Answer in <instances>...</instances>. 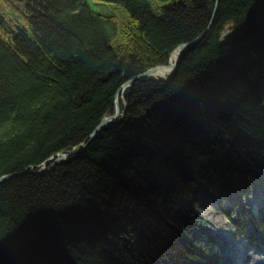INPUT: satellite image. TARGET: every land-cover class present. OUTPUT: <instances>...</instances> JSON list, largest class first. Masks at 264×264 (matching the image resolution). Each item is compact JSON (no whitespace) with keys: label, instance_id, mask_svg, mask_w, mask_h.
Masks as SVG:
<instances>
[{"label":"trees","instance_id":"trees-1","mask_svg":"<svg viewBox=\"0 0 264 264\" xmlns=\"http://www.w3.org/2000/svg\"><path fill=\"white\" fill-rule=\"evenodd\" d=\"M92 1L110 8L0 0V175L83 143L118 86L196 38L215 2ZM180 60L126 86L122 116L80 153L2 181L0 264H222L193 204L201 183L264 245V0H219Z\"/></svg>","mask_w":264,"mask_h":264},{"label":"rangeland","instance_id":"rangeland-1","mask_svg":"<svg viewBox=\"0 0 264 264\" xmlns=\"http://www.w3.org/2000/svg\"><path fill=\"white\" fill-rule=\"evenodd\" d=\"M90 4H92L94 9L101 12L109 10L110 8L108 7L109 5L103 3L96 4L92 0H90ZM116 13L119 15V19H121L120 9L116 8ZM216 155L218 163L222 165L224 163L223 155ZM199 187L195 191L194 201L198 199L197 190ZM202 195L205 205L202 206V211L196 207L195 209L205 220L203 230L205 231V235L207 233L211 235L212 242L209 247L214 251L218 262L222 264H251L249 260L252 258L260 264H264L263 243L260 240L252 241L245 234L236 233V226H234L233 220H238L248 229H252L251 225H249L248 221L240 213L239 204L219 201L215 196L210 195L208 191L203 192ZM241 201L248 204L251 213L259 214L260 201L256 196L250 194L243 197Z\"/></svg>","mask_w":264,"mask_h":264},{"label":"water","instance_id":"water-1","mask_svg":"<svg viewBox=\"0 0 264 264\" xmlns=\"http://www.w3.org/2000/svg\"><path fill=\"white\" fill-rule=\"evenodd\" d=\"M218 4H219V0H215L214 6L212 9V14L210 17V21L208 22L209 23L208 26L201 33H199V35L196 38H194L192 40H188L187 42L178 43L175 46V48H173V51L171 52L167 62L153 65L152 67L141 71V73H138L137 75L130 77L129 79L125 80L123 83H121L118 86V89H117V91L114 95V98H113L114 99L113 111L107 112L106 114H104L99 119V121L96 123L94 129L87 135L88 137L84 140L83 143H81L78 146L72 147L69 151L60 150L58 152H55L51 156H49L51 158V163L49 164V167H47L46 169H44L46 162H43L41 167H39L37 169L30 168V169H25V170H21V171H13L10 173H3L0 175V184L2 183V181L13 177V175L23 173L25 171H29V172L36 173V174L47 172L50 169H52L56 164H58L61 159H64L66 157L80 153L84 149V147L95 137L96 132L99 131L101 128H103L107 124V122L122 116L124 111H123V109L120 108V99H118V97H119V95L122 94V92L126 88V86H128L131 82L140 78L141 76H150V75L158 76L157 73H159V71H162L164 73L161 76H159L161 79L171 77L174 74L173 72L175 71L176 67L179 65V62L181 61L180 59H181L183 53L185 51H187V49H189L190 47L197 44L199 42V40L203 37L204 33L209 29V27L211 25V21L213 20V18L215 16ZM171 56L173 58L172 60H171ZM124 105H125V100H124ZM201 185L204 186L203 183H201Z\"/></svg>","mask_w":264,"mask_h":264},{"label":"bare ground","instance_id":"bare-ground-1","mask_svg":"<svg viewBox=\"0 0 264 264\" xmlns=\"http://www.w3.org/2000/svg\"><path fill=\"white\" fill-rule=\"evenodd\" d=\"M173 58H172V56H171V60H172ZM162 74H164L162 71H159V73H157V75L158 76H161ZM200 187H199V189L197 190L198 191V193H197V196H198V199L196 200V201H194L193 203L195 204V207L198 209V210H200V211H202V206H204L205 205V203H203V195H202V193L203 192H206L205 191V188H204V186H202V185H199ZM259 210V209H258ZM238 259H239V257H238ZM249 261H251L250 263L251 264H260L257 260H255V259H250Z\"/></svg>","mask_w":264,"mask_h":264}]
</instances>
